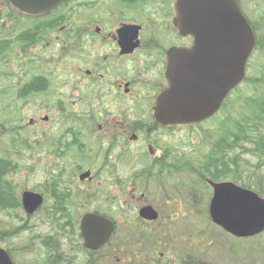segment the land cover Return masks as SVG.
I'll return each instance as SVG.
<instances>
[{"label": "flooded vegetation", "instance_id": "obj_1", "mask_svg": "<svg viewBox=\"0 0 264 264\" xmlns=\"http://www.w3.org/2000/svg\"><path fill=\"white\" fill-rule=\"evenodd\" d=\"M178 1L58 0L50 11L31 13L0 0V181L16 186L9 175L29 152L55 173L49 196L30 190L44 198L35 213L24 210L29 189L15 195L20 207L0 208L33 219L52 199L53 223L43 231L0 220V248L14 264L184 262L168 260L159 247L164 172L197 167L181 162L184 150L204 145L206 125L215 134L219 112L196 124L164 125L170 51L194 42L176 24ZM88 213L115 226L99 249L88 248L82 234ZM23 231L32 234L22 238Z\"/></svg>", "mask_w": 264, "mask_h": 264}, {"label": "water", "instance_id": "obj_2", "mask_svg": "<svg viewBox=\"0 0 264 264\" xmlns=\"http://www.w3.org/2000/svg\"><path fill=\"white\" fill-rule=\"evenodd\" d=\"M27 12L50 11L58 0H11ZM176 24L194 37L190 48L170 51L169 88L164 91V125L197 123L211 117L246 76L257 39L239 0H179ZM84 173L82 176H86ZM209 212L212 221L237 237L264 232V197L233 181L214 182ZM41 194L26 191L23 204L34 213ZM154 214L151 218H156ZM87 247L98 249L114 231L110 219L88 213L81 222ZM0 264H14L0 248Z\"/></svg>", "mask_w": 264, "mask_h": 264}, {"label": "rangeland", "instance_id": "obj_3", "mask_svg": "<svg viewBox=\"0 0 264 264\" xmlns=\"http://www.w3.org/2000/svg\"><path fill=\"white\" fill-rule=\"evenodd\" d=\"M245 1L247 3L246 7L256 18V14L259 13L257 7H262L264 0ZM256 63L255 60L250 76L259 75L260 78L263 77L264 79V56L259 61L262 65L261 68L258 69ZM255 90L252 85L249 86V83L246 82L240 90L233 91L231 98L232 100L237 98L240 96L239 93L244 95V97L251 96ZM244 104L245 101L232 104L235 105L233 107L232 105L226 107L213 125L216 132L214 130L215 134L211 139L207 135L209 132L207 131L208 125H206L203 128L206 130V135L202 138L206 141L203 147L197 146L193 149L195 144H190L192 147L184 150L188 154L181 158V162L188 161L190 164H195L196 162L194 163V161H197L196 165L199 166L198 164L205 160V155L212 149L213 142L219 140L224 134L222 130L230 127L228 121L231 120L230 122H232V120L241 119L240 113L244 111ZM224 121H227V123H224ZM180 133L182 132H179L177 136ZM208 140L211 142H208ZM0 142L3 143V140ZM10 145L11 142L8 143V146ZM196 150L198 151L193 153ZM243 156L246 160L245 163L241 164V168L245 171L243 179L249 180L246 166L247 159L250 158L252 162H255V159L248 154H243ZM21 158L19 170H15L9 175L15 181L17 180L19 184H14L18 185V188L14 186L15 195L18 197L25 189L34 190L38 187L46 191L49 196L54 181L51 174L55 175V173L40 169L41 167H38L34 161L32 152L24 154ZM169 172L164 173L168 177L169 182L164 181V218H166V221H164V245L159 246L162 247L161 251H164L168 260L174 258L178 259L180 263L184 261L183 263L185 264H264V234L258 237L238 239L216 226L209 215L211 189L207 188L206 184L197 175L191 174L193 172L192 167L187 170H169ZM167 200H170L169 204ZM52 206V199L48 197L46 207L36 218L27 219L26 215L22 218L21 212L19 213L21 216H18L16 214L17 210H10L6 213H12V215L7 217L5 214L0 213V220L5 221V224L10 225L9 227H16L27 222V224L37 229L36 232L39 230L43 231L53 223L49 214ZM176 213L179 216L176 215L178 217L175 220H171L168 217L169 214ZM30 234L32 232L23 231L20 232L19 236L26 238ZM150 253L151 251L145 248L144 255ZM110 262H114L113 258L111 260L106 259L105 264Z\"/></svg>", "mask_w": 264, "mask_h": 264}, {"label": "trees", "instance_id": "obj_4", "mask_svg": "<svg viewBox=\"0 0 264 264\" xmlns=\"http://www.w3.org/2000/svg\"><path fill=\"white\" fill-rule=\"evenodd\" d=\"M241 4L256 32L257 47L248 62L247 77L236 91L240 90L246 82L256 90L251 96L244 97L239 93L240 96L231 100L229 106L245 101L244 111L240 113L241 119L228 121L230 127L221 129L224 134L219 140L213 142L212 149L205 155V160L198 164L199 166L193 169L192 173L195 172L194 174L201 181H206L207 178L216 181L231 179L264 195V174H262L264 172V84L262 85L264 79L263 77L260 78L259 75L250 76L255 60L257 62L256 67L258 69L262 67L259 61L264 56V5L260 8L257 7L259 13L254 18L255 15H252L246 7V1L241 0ZM9 130L15 132L17 128L15 125L9 124ZM209 138L211 139L213 136H209ZM205 142L202 140L203 144ZM208 142L211 141L208 140ZM243 154H248L255 159V162H252L250 158L247 159L249 180L243 179L245 171L241 168V164L246 162ZM194 162H196L195 164L198 163L197 161ZM165 180L169 182L168 177L164 174ZM7 183L8 186L2 185L0 181V208L3 210L21 206L20 199L15 196V187L12 185V181L8 180Z\"/></svg>", "mask_w": 264, "mask_h": 264}]
</instances>
